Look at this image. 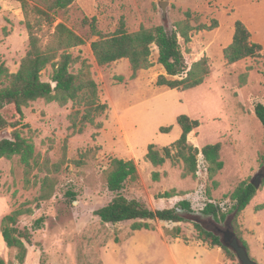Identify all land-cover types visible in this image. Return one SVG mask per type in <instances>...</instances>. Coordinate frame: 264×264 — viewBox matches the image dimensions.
Here are the masks:
<instances>
[{
	"label": "rangeland",
	"instance_id": "1",
	"mask_svg": "<svg viewBox=\"0 0 264 264\" xmlns=\"http://www.w3.org/2000/svg\"><path fill=\"white\" fill-rule=\"evenodd\" d=\"M161 2H166L165 19L169 24L185 19L186 11L191 13L190 24L195 29L190 42L183 44L180 40L185 62L191 67L207 58L211 66L209 78L197 88L178 91L156 86L157 78L165 75L156 63V49L151 56L152 66L138 71L132 80L127 60L107 66H97L94 61L90 44L98 37L92 35L85 18H95L96 30L104 36L114 34L121 23L127 32H135L163 23ZM243 19L264 40V0H75L67 11L59 13L57 23H63L84 40L70 53L91 66L100 102L107 109L82 133L70 128L69 116L77 110L71 103L60 108L55 103L36 101L22 108L24 118L20 121L13 105L1 111L6 121L17 122L24 136H29L24 125L29 126L37 155L28 183L17 158L0 160V224L13 210H30L18 221L19 228L30 234L31 242L23 264H102V259L105 264H123L114 262L116 257L123 258L114 248L134 235L131 223L102 224L94 215L112 198L103 178L110 158L134 161L138 179L126 184L122 193L151 210L171 208L180 200H188L199 212L208 193L224 212L231 210L230 194L240 183L252 182L260 170L259 158L264 156V132L254 115L255 105H264V59L247 58L229 66L222 57L234 22ZM200 25L213 28L199 30ZM28 42L19 1L0 0V65L15 73ZM50 72V67L42 72L43 81H49ZM242 80L244 87L239 85ZM181 114L200 123L188 136L190 144L199 149L207 144L221 145L223 168L213 180L207 179L200 158L196 178H182L181 164L173 166L167 161L155 168L144 161L149 144L162 148L179 138L175 119ZM168 126H175V131L159 132L160 127ZM153 172L159 173L158 181L152 180ZM45 178L52 184V194L42 200ZM213 182L217 184L215 188ZM258 189L254 211L264 203V186ZM171 190L181 196L162 197ZM254 213L248 210L245 217L251 218L250 225H255L257 218L258 236L264 241V210ZM150 225L163 231L174 228L164 222ZM179 227L184 242H199L191 225ZM257 250L258 258L264 259V246ZM110 252L116 253L107 255ZM15 253L5 246L0 234V258L7 264H16ZM212 258L196 255L194 264H211Z\"/></svg>",
	"mask_w": 264,
	"mask_h": 264
},
{
	"label": "trees",
	"instance_id": "2",
	"mask_svg": "<svg viewBox=\"0 0 264 264\" xmlns=\"http://www.w3.org/2000/svg\"><path fill=\"white\" fill-rule=\"evenodd\" d=\"M28 34V49L21 59L18 70L10 73L0 65V160L17 158L23 167L25 183L36 165L37 155L31 130L28 125L29 136H24L17 122H8L1 111L10 105L14 106L19 121L24 118L22 108H28L36 101L45 104L55 103L60 108L69 103L77 108L70 116V128L82 133L87 124L102 115L107 105L100 102L99 87L93 79L91 66L80 56H73L70 50L80 47L84 40L76 35L63 23H57L58 15L67 11L75 0H18ZM29 2L32 3L29 4ZM185 19L169 24L167 19L163 23L151 28L141 27L135 32H127L123 23L114 34L101 35L95 27V18L83 21L89 24L93 36L98 39L90 44V49L97 66H107L119 60H127L130 68V79H134L137 72L147 70L152 66L151 56L156 49V63L160 65L165 75L157 78L156 86L170 90L186 91L204 84L211 74L207 58H202L188 67L182 50L181 42L188 44L194 27L190 24L191 13H184ZM213 27L200 25L199 30H211ZM251 35L245 25L236 20L232 42L222 50V57L226 64L232 65L247 58L264 59L262 47L253 43ZM264 66V63H263ZM50 67L49 81L42 80V72ZM245 81H240L243 86ZM254 115L261 124L264 132V105L257 103ZM180 129L179 138L169 146L158 148L149 144L144 155V161L152 167L163 166L169 161L173 166L182 165V178H196L199 158L204 173L209 180L222 170L220 159V143L207 144L201 149L188 141V136L199 128L200 123L188 115L181 114L175 119ZM172 126L160 127L161 134H168ZM11 130L8 133V130ZM7 135V136H6ZM262 174L260 188L264 186V156L259 158ZM152 180H159V173L153 172ZM107 191L112 195L111 200L98 208L94 215L102 224L131 223V230H154L150 222H164L173 224H189L196 233V240L207 244L208 247H219L228 259L237 261L232 251L223 245V233L231 229L239 243L249 255V249L239 235L237 218L256 196L258 188L251 182L240 183L230 194L231 210L224 212L220 204H216L207 194V202L199 212H195L190 201L180 200L171 208L151 210L136 199H129L123 195L126 184L138 179V171L133 160L110 158L103 171ZM48 178L42 181L41 199L51 196L52 184ZM213 182V188L216 187ZM181 196L175 190L162 194L163 198ZM255 212L264 210V203L257 206ZM30 210L16 209L1 219L0 234L5 246L15 250L16 264H23L30 245V234L19 228V217ZM41 219L36 222L39 224ZM169 238H178L181 234L179 226L171 230H164ZM251 258V256L249 255ZM258 264L253 258H251ZM0 264H7L0 258ZM239 264V263H238Z\"/></svg>",
	"mask_w": 264,
	"mask_h": 264
},
{
	"label": "crops",
	"instance_id": "3",
	"mask_svg": "<svg viewBox=\"0 0 264 264\" xmlns=\"http://www.w3.org/2000/svg\"><path fill=\"white\" fill-rule=\"evenodd\" d=\"M241 22L249 31L251 41L260 45L262 47V53L264 54V40L254 32L251 23L247 19H243ZM233 33H229L227 45H225V47L232 42ZM221 42L222 40H219V43ZM244 86L246 85H243V87ZM172 127L173 128L169 133L175 131V126ZM146 149L144 155L146 154ZM256 199L257 197L255 196L245 210L239 215L237 218V224L239 226V235L242 240L246 242L251 258H253L258 264H264V259H259L257 255L259 253L257 247L261 248L264 246V241L260 240L258 236L260 223L257 222V218H254L255 225H250L248 220L251 218L245 217V212L248 210H251L252 213L255 214L254 201H256ZM171 224L174 225V227L179 226V224ZM114 249L118 255L121 254L123 256L122 259H118L117 257L114 258V262H123V264H194L196 261V255L200 256V258H203L205 255L214 256L211 264H238L237 261L228 259L223 250L219 247L211 248L201 241L184 242L180 236L172 239L166 236L163 230L158 229L136 231L132 237L122 243L121 246ZM116 252H110L107 253V255H113ZM102 264H105L104 259H102Z\"/></svg>",
	"mask_w": 264,
	"mask_h": 264
},
{
	"label": "water",
	"instance_id": "4",
	"mask_svg": "<svg viewBox=\"0 0 264 264\" xmlns=\"http://www.w3.org/2000/svg\"><path fill=\"white\" fill-rule=\"evenodd\" d=\"M159 6L161 7V18L165 19L166 18V2H161ZM262 177H263L262 174H256L251 184L255 188H258L260 186ZM223 245L234 253L239 264H256L254 261L251 260L247 251L239 243L238 239L236 238L235 234L233 233L231 229H228L223 233Z\"/></svg>",
	"mask_w": 264,
	"mask_h": 264
}]
</instances>
